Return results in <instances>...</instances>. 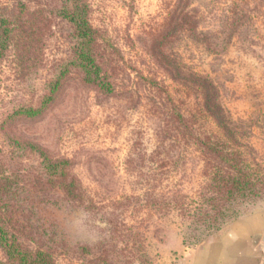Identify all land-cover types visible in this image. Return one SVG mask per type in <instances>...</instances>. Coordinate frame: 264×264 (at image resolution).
Wrapping results in <instances>:
<instances>
[{
  "label": "trees",
  "instance_id": "trees-1",
  "mask_svg": "<svg viewBox=\"0 0 264 264\" xmlns=\"http://www.w3.org/2000/svg\"><path fill=\"white\" fill-rule=\"evenodd\" d=\"M211 2L215 8L206 13L194 0H162L160 20L142 30L134 60L97 23L93 0H0V63L13 56L22 79L44 67L57 26L66 28L70 45L42 94L17 105L11 122L42 116L76 73L86 87L158 123L125 156L124 185L110 195L88 186L70 159L7 138L0 148V264H153L151 217L177 213L187 220L183 244L191 248L235 200L264 196V162L255 146L260 138L264 144V107L257 116L260 138L251 143L248 125L235 121L227 106L224 73L196 68L186 51L197 47L231 64L255 53L251 46L264 53V0ZM208 19L218 24L206 26ZM190 163L198 168L191 195L183 184ZM61 198L101 216L108 237L91 247L67 243L46 216Z\"/></svg>",
  "mask_w": 264,
  "mask_h": 264
},
{
  "label": "rangeland",
  "instance_id": "rangeland-1",
  "mask_svg": "<svg viewBox=\"0 0 264 264\" xmlns=\"http://www.w3.org/2000/svg\"><path fill=\"white\" fill-rule=\"evenodd\" d=\"M161 2L93 0V8L97 23L107 28L113 40L124 48L128 58L137 60L141 55L138 39H142V30L149 26L152 19L160 20ZM194 4L206 13L215 8L211 0H194ZM216 24L217 20L208 19L206 26ZM65 29L61 25L55 28L54 35L45 46L44 67L24 75L25 79H22L13 56L0 63V148L7 146V138L36 144L55 158L70 159L75 173L92 189L109 195L119 194L126 177L123 167L125 156L135 142L141 141L144 131L152 133L158 125L145 118L143 110L130 109L122 102L106 98L86 87L79 75L74 73L70 81L64 84L57 100L42 116L16 119L15 122L8 118L17 105L27 106L33 98L36 100L42 94L41 86L56 69L58 62L68 54L70 45L65 37ZM133 41L136 49L130 51L129 46ZM247 46L250 44L247 43ZM251 48L255 53H244L243 61L234 64L229 63L228 59L222 61L214 58L197 47L188 46L186 51L196 68L212 76H215V72L214 75L211 73L213 70L224 73L221 82L228 88L225 99L227 106L234 114L235 121L241 119L248 125L250 141L255 143L260 138L256 128L257 116L264 107V61L261 62L264 53L259 47ZM255 146L259 150L258 157L264 162L261 138ZM197 170V165L190 163L187 177L184 178V191L190 195L195 186L193 175ZM187 226L188 221L177 213L156 214L148 220L147 238L153 264H188L193 247L186 248L183 244ZM188 242L190 245L191 241ZM255 264H264V252L257 254Z\"/></svg>",
  "mask_w": 264,
  "mask_h": 264
},
{
  "label": "clouds",
  "instance_id": "clouds-1",
  "mask_svg": "<svg viewBox=\"0 0 264 264\" xmlns=\"http://www.w3.org/2000/svg\"><path fill=\"white\" fill-rule=\"evenodd\" d=\"M49 219L72 246H95L109 235V225L86 206L55 200ZM264 252V196L238 198L223 218L203 230L188 264H255Z\"/></svg>",
  "mask_w": 264,
  "mask_h": 264
}]
</instances>
